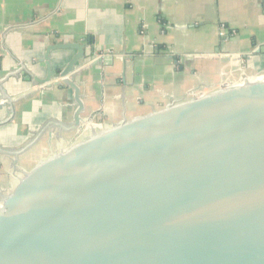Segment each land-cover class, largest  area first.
Segmentation results:
<instances>
[{
  "label": "water",
  "instance_id": "95a60500",
  "mask_svg": "<svg viewBox=\"0 0 264 264\" xmlns=\"http://www.w3.org/2000/svg\"><path fill=\"white\" fill-rule=\"evenodd\" d=\"M62 49L77 52L53 70ZM91 49L52 44L46 77L30 73L38 92L73 90L82 136L27 169L15 164L35 140L0 149L19 173L0 192V264H264V77L109 125L84 116L76 78L111 59Z\"/></svg>",
  "mask_w": 264,
  "mask_h": 264
},
{
  "label": "crops",
  "instance_id": "0c3cea01",
  "mask_svg": "<svg viewBox=\"0 0 264 264\" xmlns=\"http://www.w3.org/2000/svg\"><path fill=\"white\" fill-rule=\"evenodd\" d=\"M71 42L84 44L87 55L92 47L96 55L110 54L107 64L76 78L84 116L110 125L171 97L240 83L245 71L264 77V54L244 58L264 45V0H0V149L20 150L35 140L19 155V168L82 136L71 127L73 90L61 85L38 92L30 77H46L42 60L50 45ZM76 52L54 51L53 70ZM14 160L0 153L1 186Z\"/></svg>",
  "mask_w": 264,
  "mask_h": 264
},
{
  "label": "rangeland",
  "instance_id": "374dc122",
  "mask_svg": "<svg viewBox=\"0 0 264 264\" xmlns=\"http://www.w3.org/2000/svg\"><path fill=\"white\" fill-rule=\"evenodd\" d=\"M222 32L224 34H222ZM220 35H221V37L226 36V31H220ZM13 167L14 166L12 165L11 162L6 164V169L10 175V179H7L8 177L4 173L2 174V179H4L3 182L5 183V185H3V186L0 185V192H3V190H7L9 188L11 182L13 181V179H12L13 173H11V172H17L16 169H13ZM16 168H19L18 165L16 166Z\"/></svg>",
  "mask_w": 264,
  "mask_h": 264
},
{
  "label": "built area",
  "instance_id": "2783aa9c",
  "mask_svg": "<svg viewBox=\"0 0 264 264\" xmlns=\"http://www.w3.org/2000/svg\"><path fill=\"white\" fill-rule=\"evenodd\" d=\"M222 31H224V30H222ZM222 34H224L223 32H222ZM264 75V74H263Z\"/></svg>",
  "mask_w": 264,
  "mask_h": 264
}]
</instances>
